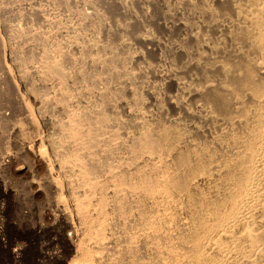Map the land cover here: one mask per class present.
Segmentation results:
<instances>
[{"label": "rangeland", "instance_id": "1", "mask_svg": "<svg viewBox=\"0 0 264 264\" xmlns=\"http://www.w3.org/2000/svg\"><path fill=\"white\" fill-rule=\"evenodd\" d=\"M256 14L247 0H0V264H77L72 232L96 252L91 264H162L166 244L147 239L146 221L175 245L203 216L199 199L222 198L232 134L244 135L231 130V97L243 99L248 70L262 80L245 30ZM147 139L160 147L148 152ZM39 151L58 190L36 168ZM197 165L209 174L190 200L128 190L185 183ZM37 186L59 191L71 230L50 226Z\"/></svg>", "mask_w": 264, "mask_h": 264}, {"label": "bare ground", "instance_id": "2", "mask_svg": "<svg viewBox=\"0 0 264 264\" xmlns=\"http://www.w3.org/2000/svg\"><path fill=\"white\" fill-rule=\"evenodd\" d=\"M213 1L226 3L228 0ZM249 1L256 6L257 14L253 19H250L249 27L245 28L246 31H249V42L247 41V43L249 49L254 51L258 56L259 62L254 66L257 67V71L261 76L260 79L262 80L259 82L256 80L258 84H255L252 73L254 69L248 70L250 83L246 85L247 89L245 90L246 93L243 95V99L240 98L239 94L231 97L233 98L231 100L229 98L231 101L230 105L233 107L231 108L233 111L232 123L230 124L231 130L234 128L242 129L244 135L240 136L241 133L238 136L232 134L231 143L233 146L239 145V148L231 147V158L223 164L222 171H224L225 177L222 179V198L218 201L214 200L211 203L208 202V198L199 199V206H202L204 214H201L203 216L200 217L195 216L193 217L195 220L184 224L187 225V237L185 236V238H181L175 245H171L169 243L172 240L170 233L161 232L153 219L149 218L146 221L145 231L148 232L147 239L150 242L152 241L151 243L153 244L155 242L156 244H166V249L163 247V249H160L162 251H158V254L161 252L160 254L162 255L163 252L166 255V257L165 255L162 258L160 257L162 264H165L167 260H169V264H244V262H247L245 264H257V261L260 262V260L264 259V0H247V2ZM238 31L243 32L244 30L239 27ZM50 71L54 73L53 69ZM57 72L55 71V73ZM59 74L62 76V73ZM256 78L258 79L257 76ZM244 100H246L248 105ZM70 136L77 141L80 138V133L77 129H73L70 132ZM87 137L91 139L92 136L88 135ZM146 144V150L151 153L160 147V144L156 140L147 139ZM39 152H37L39 154V161H36V168L44 169L47 174L43 182L46 185L50 184L49 186H54L58 190L60 184L52 176L53 167H51V162L49 164L45 157L46 155L44 156L42 152ZM182 162L185 163V161ZM84 171L82 172L85 174ZM189 174L190 177L185 183L178 181L174 177L167 176L160 182L133 183L128 185V190L140 193L150 201L154 197H159L163 200L162 202L174 201L181 195L190 200L189 185H196L198 182L205 181L207 176L204 174L209 173L205 167L201 170V165H197L195 171L190 170ZM119 183L125 185L124 179H120ZM36 192L37 194H35ZM36 192L33 193L36 197L46 199L43 211L47 218H53L51 223L49 222L50 226L58 231L62 229L71 230L73 226H70L69 218L71 220L75 217H69L71 214H68L67 209L69 207L67 208V205H65L66 203L60 196L61 194H54L51 191L52 194L42 193L40 186H37ZM103 205L104 200H101L99 206H97L99 207L97 211L100 212V215ZM86 207L88 208V206L84 208ZM257 208L261 210L258 211ZM78 210L82 211L80 208ZM41 213L43 214V212ZM86 213L88 212L86 211ZM86 213L83 215L85 216ZM84 218L86 221L88 217ZM87 220L89 221V219ZM93 223L96 224V222ZM90 224L92 225L91 222ZM99 226L98 230L104 227L102 222H100ZM85 228L88 229L87 233L91 232V235L95 236L97 229H95L96 232L94 230L93 234V230L89 229V225ZM101 235L100 231H98L95 239L97 238L96 240L98 241ZM68 236L69 245L72 247L76 246L75 248L78 250L76 253L78 252L80 255L77 257L79 260L76 263L91 264L96 257V252L92 251L91 247L89 249L81 245V243L77 245V234L72 232ZM90 237L86 236V238ZM92 237L90 239L94 240ZM230 252L233 257H229ZM239 258L242 260H239ZM263 261L259 264H263ZM168 262L166 263L168 264Z\"/></svg>", "mask_w": 264, "mask_h": 264}]
</instances>
